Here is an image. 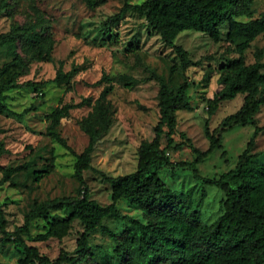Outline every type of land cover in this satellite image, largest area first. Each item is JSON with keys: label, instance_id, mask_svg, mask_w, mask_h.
Segmentation results:
<instances>
[{"label": "rangeland", "instance_id": "rangeland-1", "mask_svg": "<svg viewBox=\"0 0 264 264\" xmlns=\"http://www.w3.org/2000/svg\"><path fill=\"white\" fill-rule=\"evenodd\" d=\"M142 1L98 0L96 6L90 7L84 0H0V67L12 59L8 49L11 38L27 68V73L19 80L20 86L8 91L5 98L15 113L25 109L27 112L23 116L0 113V142L7 148L0 157V205L8 221V230L24 224L26 215L37 203L56 197L78 196L79 181L74 175L76 154L89 141L81 123L89 117L92 105L74 108L61 119L58 129L67 146L48 133L47 115L62 103H76L88 96L95 100L102 89V85H95V82L104 72L114 84L109 99L115 115L112 126L100 138L94 151L92 164L97 170L84 171L91 198L103 205L110 203L111 185L98 170L111 175L134 171L138 165L139 146L153 140L154 128L160 119L158 77L174 91L185 81L189 83L190 102L176 112L174 146L178 147L169 150L171 160H193L196 149L209 147L205 133L207 99L221 88L217 67L238 55L235 45L227 38L229 23L224 21L220 26L219 42H214L209 33L182 31L176 43L189 51L192 60L188 67H183L175 50L167 46L159 34L150 33L145 16L124 8L126 3ZM251 8L254 11L251 18L259 17L264 12V0H254ZM243 9L239 1L236 10ZM233 17L250 19L245 14ZM34 31L42 33L46 43L53 40L52 61L39 60L38 46L26 40L25 35ZM245 57L247 63L264 62V32L246 49ZM60 66L63 72L74 70L70 84L51 81ZM126 76H132L137 82L126 87ZM30 82L43 83V86L36 89ZM243 100L244 94H239L222 101L210 118V128H217L226 116L236 112ZM254 122L264 125V105ZM253 131L254 125H236L223 131L222 144L226 153L222 155L223 150L216 149L200 160L201 175L218 178L235 167ZM165 144L163 134L162 146ZM253 151H264V131L256 137ZM257 161L264 164V154L259 155ZM25 162H30L34 168L53 165L50 173L39 182L25 171L4 181L7 168ZM159 174L180 195L179 204L172 207L174 213L184 212L191 216L196 212L201 222L211 223L224 212L223 190L195 178L190 167L168 166ZM119 207L124 213L142 220L153 217V213L147 214L146 210L124 200L119 202ZM48 212L47 217H32L30 232L24 233L25 240L52 260L58 257L61 249L76 254L78 238L84 230L80 220L73 222L69 235L63 239H36L37 234L45 232L48 219L65 217L69 210L50 208ZM104 224L115 235L112 237L101 229L92 232L89 258L81 264H147L149 257L142 254L141 246H144L141 243L131 245L123 260L114 253V248L125 237L126 223L108 217ZM130 230L139 236L135 226H130ZM20 257L14 244L0 242V264H15Z\"/></svg>", "mask_w": 264, "mask_h": 264}, {"label": "trees", "instance_id": "trees-1", "mask_svg": "<svg viewBox=\"0 0 264 264\" xmlns=\"http://www.w3.org/2000/svg\"><path fill=\"white\" fill-rule=\"evenodd\" d=\"M90 7L98 0H84ZM242 1L243 10L237 11L238 2ZM254 0H144L140 3H126L124 8L145 16L150 33L159 34L163 42L173 48L179 56L182 66L188 67L192 60L189 51L176 43L178 35L184 30H196L209 33L214 42L221 40L220 26L228 21V40L235 45L237 56L223 61L218 67V82L221 88L207 99L208 116L205 120V133L209 139L206 150L196 149V158L173 162L168 155L174 146V133L177 126L176 112L188 106L189 83L185 81L176 91L161 77H158L160 119L155 126V136L149 143L142 142L138 148V165L134 171L120 175H111L98 170L103 179L111 185V202L101 204L91 198L86 184L84 171L97 170L93 164V155L97 143L114 122L115 109L109 95L114 84L108 73H103L95 85H102L99 96L92 100L83 97L79 102H66L47 115V130L53 139L67 146L59 132L61 119L70 111L84 105H92L88 118L82 121V129L89 136L88 144L76 154L74 175L79 181L76 197H56L47 202L35 204V208L26 215L24 224L14 230L7 229V219L0 205V242L12 243L21 254L15 264H81L88 260L92 232L101 229L112 237L115 233L104 224L105 218L127 224L123 241L114 248V253L121 260L131 245L141 243L142 254L149 257L147 264H264V164L257 161L263 152H254L256 137L264 131V125L254 122L255 116L264 105V62L247 63L245 51L258 35L264 32V12L251 18ZM235 14H245L249 20H237ZM26 40L38 46L39 60L52 61L53 40L46 43L42 33L34 31L25 35ZM8 49L12 59L0 67V113H12L23 116L27 110L17 114L5 102L8 91L20 86V78L27 73L25 61L16 50L14 39H9ZM174 69V68H173ZM74 70L63 72L58 69L53 82L70 84ZM126 87L137 81L126 76ZM39 89L43 83L30 82ZM244 94L241 107L226 116L220 125L210 128V118L215 114L220 103ZM236 125H254V131L246 148L239 155L235 167L217 177L202 176L198 162L216 149L226 152L222 144V132ZM166 144L162 146V135ZM7 151L0 142V157ZM53 164L41 168L32 167L25 162L5 170L4 181L20 171L28 172L39 182L48 175ZM190 167L194 177L206 184L216 185L225 193L224 212L213 222L203 223L196 212L186 216L184 212L174 213L172 207L179 204V193L171 188L159 172L165 167ZM12 183V182H11ZM124 200L131 205L153 213L152 218L139 219L124 213L119 202ZM170 206L171 211L164 209ZM164 207V208H163ZM50 208L69 210L67 216L48 219L45 232L37 234L40 241L55 237L63 239L69 235L75 220L84 226L78 238L76 254L61 249L58 257L52 260L40 253L34 245H29L24 233L30 232V220L36 215H46ZM182 208V207H181ZM152 216V215H151ZM138 229V235L130 226Z\"/></svg>", "mask_w": 264, "mask_h": 264}]
</instances>
